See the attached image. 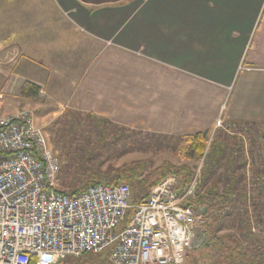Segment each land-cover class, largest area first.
I'll use <instances>...</instances> for the list:
<instances>
[{
  "label": "crops",
  "instance_id": "1",
  "mask_svg": "<svg viewBox=\"0 0 264 264\" xmlns=\"http://www.w3.org/2000/svg\"><path fill=\"white\" fill-rule=\"evenodd\" d=\"M25 1L0 0V48L49 123L74 110L169 137L214 135L220 115L264 125V0Z\"/></svg>",
  "mask_w": 264,
  "mask_h": 264
},
{
  "label": "built area",
  "instance_id": "2",
  "mask_svg": "<svg viewBox=\"0 0 264 264\" xmlns=\"http://www.w3.org/2000/svg\"><path fill=\"white\" fill-rule=\"evenodd\" d=\"M2 99L0 93V264H58L106 252L111 264L186 263L203 214L185 203L197 192L203 164L187 187L170 175L139 204L128 184L69 193L61 189V159L38 115L27 108L6 113ZM255 126H227L222 115L215 122V131L243 140L250 186L264 180L250 172L264 171V138L248 140Z\"/></svg>",
  "mask_w": 264,
  "mask_h": 264
},
{
  "label": "trees",
  "instance_id": "3",
  "mask_svg": "<svg viewBox=\"0 0 264 264\" xmlns=\"http://www.w3.org/2000/svg\"><path fill=\"white\" fill-rule=\"evenodd\" d=\"M40 90L38 85L26 82L21 92L25 97H37ZM49 131L55 149L68 160L59 175L63 190L84 191L108 175L112 185L133 187L139 195L134 204L144 202L152 189L170 175H178L182 187H187L193 172L185 166L163 163L143 176L138 162L119 168L111 165L104 170L107 162L134 152L180 148V142L188 144V156L201 157L209 138L208 133L184 137L144 134L74 110H67L54 120ZM232 139L234 142L225 138L213 145L205 157L197 192L185 203L203 214L199 238L189 252L200 255L193 261L195 264H264V180L250 186L244 142L239 136ZM250 172L252 178L264 179V171L259 168L254 166ZM131 214L132 210L129 217ZM106 253L104 264H111ZM103 256L104 253L86 254L82 264H96Z\"/></svg>",
  "mask_w": 264,
  "mask_h": 264
},
{
  "label": "rangeland",
  "instance_id": "4",
  "mask_svg": "<svg viewBox=\"0 0 264 264\" xmlns=\"http://www.w3.org/2000/svg\"><path fill=\"white\" fill-rule=\"evenodd\" d=\"M56 3L55 0H26L22 6H17L19 8L24 9H31V8H42V7H49L51 8V2ZM30 18V16H27V19ZM9 30H6L5 32H2L0 30V36L9 37ZM1 46V45H0ZM3 46V45H2ZM13 51V54H12ZM17 60L16 57V49L10 48L9 45H6V47L0 48V93L3 94V99L1 100V104L3 107V111L6 113H13L15 111H18L23 108L31 109L35 111V113L39 117V122L41 126H43L44 130L47 132V134L50 137L51 140V134H50V126L51 123H49V119H47L44 116V112L48 109V104L46 100H43L41 97L34 99V101L26 99V97L22 94L21 90L23 88L24 83L28 82L25 80V70L19 69L18 66L15 64ZM43 118H46L43 121ZM256 133L251 134L252 138H249L248 140L250 142H259L260 139L263 140L264 138V125L263 126H255ZM135 130V129H132ZM137 131V130H135ZM142 132V131H139ZM144 133V132H143ZM146 134V133H144ZM227 136V137H226ZM231 137L226 131L223 129L217 130L214 135L209 134V138L207 140L205 152L201 157H191L188 156L186 148L188 147V144L184 142H180L179 145L180 148H171L170 150H150L147 152H134L127 154L125 156H122L118 159H113L112 161L107 162L103 169L106 170L109 166L112 165L113 168H119L123 165L132 163V162H138L142 166L143 170V176H146L150 173H152L155 169L160 167L163 163H168L171 165H174L176 167H188L191 172L195 175L196 170L200 166V164H203V169L205 167V157L208 155V153L213 148V145L218 142L221 143L225 138H228L231 142H234L233 139L231 140ZM264 141V140H263ZM52 143V141H51ZM52 146L55 151H57L52 143ZM58 152V151H57ZM60 159H61V165L64 167L68 164V160L62 155L61 152H58ZM111 178L106 175L105 178L101 183H109L111 184ZM60 185L61 189L62 187V179H60ZM130 185V184H129ZM132 190V202H137L136 199L139 198L137 192L131 187ZM124 222L120 224V228H122ZM107 254V253H106ZM106 254L104 253V256L101 257L96 264H104V260L106 258ZM195 253L192 251L186 259L185 264H195L193 261L196 259V257H200L199 254H197L195 257ZM107 259V258H106ZM202 259V258H200ZM84 260V257L80 258H74L70 257L64 261H61L58 264H82ZM76 262V263H75ZM199 264V263H198Z\"/></svg>",
  "mask_w": 264,
  "mask_h": 264
}]
</instances>
